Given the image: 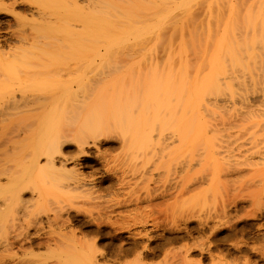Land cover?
I'll use <instances>...</instances> for the list:
<instances>
[{"label":"bare ground","instance_id":"obj_1","mask_svg":"<svg viewBox=\"0 0 264 264\" xmlns=\"http://www.w3.org/2000/svg\"><path fill=\"white\" fill-rule=\"evenodd\" d=\"M19 1H22V0H19ZM113 1L114 0L108 1V2H110L109 4L106 3L107 2L106 1L105 2L106 4H104V6L101 9H99L98 11L95 10L96 9V3L92 2V0L89 1L91 3H88L90 6V7H88V11L90 8H91V10L87 13L83 11L82 15L83 16L90 15L92 17L96 16V18L88 21L90 24V26L88 28H86L84 25L86 22V19L84 18V21H82L80 24L81 28L78 27L79 29H77V27H76V29H75L74 27L70 26L69 28H64L65 30L63 29V31L61 30L62 33L58 32L57 33L58 35H56V34L54 35V38L56 40H61V43L62 42L65 43V44L64 43L63 44L65 46H67L65 48H69V51L71 49H73L72 50L73 52L71 51L72 53L69 51L68 52L70 55L73 54V56L76 58V62H74L72 59L71 60L69 58L68 59L70 62L73 61L79 68L78 72H76L78 75L76 74L77 78H76L75 82H72L71 80L68 79V78H70V76L67 72V74L69 76V77L66 76V77H68L67 78L68 81L67 82L63 81V83H62L63 79L62 80L60 79L61 84H60V82H59V84H56L55 85L56 88L53 87V88H55V90H53V91H27L26 87L29 88V86L25 85L26 87L22 88L21 83L20 84L18 83L16 86V87L19 86L20 88L18 87L17 89H15L16 87H13V88H12V86L9 87L10 89H13L14 91L13 90L0 91V221L4 222V223L3 222H0V223H2L3 226L5 224V221L3 219H5L6 224H8V222H9L8 220H10L9 218L11 215L13 217L16 215L15 217L17 218V220H18L19 216L24 217V218H25V216H29L31 218V215H32V216L36 217L37 214H35V213H39L41 211L40 209H41L43 204H45V206H47L46 203H48V206H49V202L52 204L54 203V206L50 207L51 206L50 205L49 208L47 207L48 209H46L45 207L44 208L46 210H50L52 212L53 217L56 216V218H59V217L61 218L62 217L61 214H63L68 219L73 218L71 216L72 213L70 212V209H69V207L71 208V205L67 208L66 201H65V195H67V194L70 195L71 193H73L72 195H70L73 197V195L75 196L76 193H80V192L83 193V191L86 189L88 191V188L93 189V187H89V186H91V184H90L91 180L90 179L92 176L89 179V177H87V175H84L83 170L81 171L77 166L80 162V159L81 158H89V157L91 158L93 155L94 156L96 155L99 159L104 160V157L101 156V155H103V153L101 152V149H102L101 147L107 143V145H105V148L107 149L108 144H109L108 142L110 139V137L108 136L109 135L108 132L110 133L111 131H114L115 129H116L115 131L119 130L118 131L119 133H120V131L123 133V134L121 133L122 136L119 135L120 137H117L118 140L120 141V145L123 146L122 148H124L125 145L127 144V137L125 139V136L127 134L133 135L135 132L140 131V130H142V133L147 134V132H143V130H145L144 129L145 126H146L145 127L146 129L149 128L148 126H151L152 123L150 121H152V120L148 121L149 118L151 119L152 115H153L152 119H154L155 116L158 114L161 115V113H159L161 110L159 112H157V111L159 110L160 105L163 106V103L161 102V100H163L164 98L166 99V96H162L164 94L162 91H192L193 92V99L191 101L190 118H189V120L186 119L187 121L184 118L174 119L175 121L174 120L170 121V123H174V125L171 126L169 124V125H167L168 127H165V125H166L165 120L161 119L159 117V115H158V117L156 116L157 120L161 124L157 125V123H159V122L156 119H154L156 121V123L154 121H152V122H154L157 126H161V129H162L161 131H163V129L169 130V127L171 126L170 132H171V130L174 129L172 131V133L169 134L168 136H167V134L165 136H161V137L158 136L157 139L154 136H151V137H154L156 139V141L154 139V142L151 140L152 138L146 134H144V135L142 134L141 136H136L135 139H133L134 135L133 136L129 135L130 139H128V140L130 143L133 142V144H130L128 142V145H130V146L135 145V146H132V148H130V147L128 148L126 145L125 149L128 148V150H132L131 153L133 151H135V153H136V151L139 150V151H142V153H140L139 156H141V154L145 155L147 153L145 151H148L146 149L148 147H151L150 152L156 153V152L160 151V154H161L162 151H164V152L166 151L167 156L168 155L170 156V154L172 152L177 151V154L179 155L181 148H183V147L185 148V144L187 145L188 142L190 143L192 141L193 142V143L191 142L192 145L193 144L195 145V146L194 145L192 146L193 147L192 151H195L192 153L196 154V151H197V154H199V152H200V157L198 155V157H199L198 159H200L202 156L201 155L202 153L206 154V151H207L206 148L207 147L210 148L209 143H211V141L213 143V140H212L213 137L218 136V138L221 140L224 138L226 140V136L229 138H230V136L232 138H234L233 135H231V134H233L231 129L234 128L233 130H235V127H237L239 125L240 126H239L238 130L239 131L243 130V133L245 135L248 134V136H250L253 140L258 141L257 142L258 146L260 143H261L260 144L261 146L264 144V122L262 121V119L260 121H257L258 118H256V116H258L260 118L262 116H264V113L260 112V111H264V108H263L264 107V0H126V2H123V3L120 2V4L115 3ZM204 1L207 2V5L205 3H203ZM24 2H25V0H24ZM14 3H16V2L14 1ZM14 3H13V5H14ZM20 3H22V2H20ZM25 3H23V4H25ZM28 3H29V1H28ZM204 4L206 6V11L203 12L205 20L203 19V20L196 21V20H194L193 17H190V19H192V22H193V23L191 22V26L193 25V27L195 28L196 31L199 27L202 28L203 26H206L207 30L211 31L212 30L211 26L216 25L217 29H220V33H218L219 36L217 37L218 39H216V41H214V40L212 41L211 35H208L203 39V41H205L206 45H208L209 43H213L215 50L214 51L212 50L213 52H211V51L209 52L210 56H205L204 55L205 53H204L203 54L204 56L202 55L201 60H196L195 69L193 68L194 73H193V75H191L190 72L192 69L189 67V64L186 63V61H185L186 59L185 60L183 59L184 58L183 53H185V51H182V50H184V47H185V42H186L185 40L187 38H189L191 41H193L194 39L190 38V37H194V35L197 34L196 32H194V30H190V32L189 31L188 32H189V34L191 33L190 34L191 36H188L189 35L188 34L187 37H185V40L183 39L184 37L181 36L182 38H180V36H179L180 41H179V44L177 42V45H179V46L184 45V47H182V48L180 47L182 50H180V48H178L175 51V52H177V53H175L176 57L171 56V54L169 53V51H171L170 50L171 44H169V46L163 48L162 51L165 54L164 57H165L166 61L163 62V65L160 64V66L162 65V67H160L156 60H158V58L161 59V57L163 55L157 54L156 48L161 43V41L163 40V38L165 36L170 38L168 40H171V37H174L173 35H174V33H176L175 31L177 30V28L174 27L173 25L172 26L168 25V26L172 27L171 29L173 30L174 33H172V31L166 30L167 28L169 30H171L168 26L166 27L167 23L168 22L172 23L170 21H173V19H175L177 17L176 16L177 14L183 13L184 11L181 12L182 10H186V9L193 7L195 5V7L193 9V11H194L197 8H202L201 5H204ZM83 7H84V5H83ZM83 7H81V8L83 9ZM85 7L87 8V6H85ZM35 8L30 7L29 11L33 15L38 16V22H39V18H40V20H46V13L42 10L35 9ZM12 11H14V10H12ZM191 12H192V10H190V13ZM183 14H185V13H183ZM14 15H16V13ZM18 17L19 16H17V18ZM34 19L36 21V18H34ZM182 19H183V22L186 23V24H184L185 27H188L190 22L187 23L186 22L187 19L185 17H183ZM187 21H189V20H187ZM185 27H184V29H186ZM178 28L182 33V26H180V27L178 26ZM165 30H166V32L168 31L167 33L170 32L173 35L167 34L165 32ZM22 31H23V29H22ZM24 32L25 31H23L22 33L24 34ZM22 33L18 34V36L21 35ZM162 33H165L167 35H165V34L162 35ZM201 33L202 32H200V35H201ZM62 34H64V35H62ZM23 36H25V35H23ZM40 36L44 37L42 35H40ZM0 37H2L1 34H0ZM25 37H23V38H25ZM41 37H39V38L42 40L43 38H41ZM50 37H53V35H51ZM47 38H49V37H47ZM54 38L51 40L52 42H54L53 41ZM33 39H36V38H33ZM33 39L31 41V42H33V43H31V46H39L38 43L43 42V41L39 42L38 38L36 39L37 40L36 42ZM45 39L46 38L44 37L43 40H45ZM152 39H155L154 43L148 47H145L144 45H145L146 41L152 40ZM46 41H48V40L46 39ZM46 41H45V43H46ZM199 41L201 42V39H199ZM58 42H60V41H58ZM58 42H56V43H58ZM45 43L43 42L42 44L44 45ZM180 43H181V45H180ZM47 44H49V43H47ZM43 45H41V46H43ZM47 48H48V46H47ZM49 49H50V47H49ZM59 50H61V49H59ZM179 50H180V52H179ZM0 51H2V49H0ZM46 51L48 54L50 53L49 56H52L53 53L51 54V52H50L51 49H50V51L49 50H46ZM165 51H167L168 53ZM30 52H31V50H30ZM61 52H64V54H62V55L68 54L64 50H62ZM30 54H32V53H30ZM41 54H43V53H41ZM77 56L79 59H77ZM208 57L209 58L211 57V58L208 59ZM5 58H7V56H5ZM39 58H41V57H39ZM136 58L138 60H136ZM155 58H156V60H153ZM204 58H206L208 60L203 61ZM12 59L10 58L11 62H12ZM77 60H78V63H77ZM5 61L7 62L8 59H6ZM10 61H8L7 64H10ZM30 61H31V59H30ZM154 61H156V63ZM28 63H27V65L29 66ZM31 64H30V66H31ZM35 64H36V62H35ZM32 65H34V64H32ZM46 65H47V67H50V66H48V63ZM258 65L260 67L259 70L256 68V66L258 67ZM10 66L11 65H9V67ZM34 66H36V65H34ZM34 66H31V68H33ZM68 66L70 67V69L68 68ZM68 66H66V67L68 68L69 71L71 70V67H72V70H73V68L76 67L75 65H72V66L68 65ZM36 67L38 68V67H40V65L36 66ZM24 68H26V67H24ZM6 69H7V67H6ZM47 69L49 70V68H47ZM50 69H51V67H50ZM3 70L5 71V69H3ZM28 70H29V68H28ZM11 71H13V70H11ZM29 71L26 73L25 77H27L29 75ZM30 72H32V70ZM4 74H7L6 71L4 72ZM14 76L16 78L18 77V79L20 77V76H16V75H14ZM51 76H52V74H51ZM6 77H7V79H9V77L7 75L5 76V78ZM11 77L13 78V76H11ZM61 77H63V76H61ZM52 78H53V76H52ZM20 79L18 81H20ZM26 79H28V78H26ZM47 79H49V78H47ZM10 80H13V79H10ZM54 80L50 79L48 81L50 82V81H54ZM2 82L3 81L0 82V85ZM49 82H48V85L53 86L55 84L52 82H51L52 83L51 84ZM72 83L73 84L75 83L76 88H74V90H73ZM52 86H50V87H52ZM241 86L244 88V91L246 90V92H248V90L250 89V91L252 92V95H248L245 97V102L243 103L244 105H241L242 104V101H241L240 105H241V107L243 106V109L245 110V111L241 110L243 113H241V111H239V110L236 112V114L228 113L229 109L227 111H224L228 114H232V115H230V117H231L230 119H232L230 122L228 121L229 118H225V116L226 115L228 116V114L225 113L226 115L225 116L223 115L224 116L223 119L224 120L227 119L226 121L228 123H224L225 121L221 122L223 119L221 118V116L219 114L218 116H220V117H218V118L219 119L221 118L220 119L221 121H217L218 119L217 120L214 119V120H216L215 122H218L219 124L221 123L220 125L222 128H220L217 123L212 122V119H211V121L209 119V121H208L209 124H207V122H206L207 120L202 119L205 117L206 114H207L206 115L207 117H208V115H212V116L214 115L215 116V113H218L217 110H219L221 107H224L228 104L230 105L231 103L235 104V99L237 100V98H239L238 96L242 95L241 92L238 91L241 88ZM46 87H48V86H46ZM16 90H18V91H16ZM124 91H127V92L129 91L128 93L127 92L126 93L127 94L130 93L129 95H131V98H132L131 100L129 98L130 96L128 97L126 93L124 94ZM130 91L131 92L136 91V92L131 93ZM137 91L138 92L146 91L147 94L145 92L144 93L142 92L143 95H140L142 97H139V94H137L138 93ZM159 92H160V94L161 93H163V94L160 95L158 98ZM156 93H158V94H156ZM134 94L138 95V96H135ZM144 94L146 97L144 96ZM151 94H153V98H154V94H156L155 99H154L155 101H158L160 98L164 97L161 100H159L160 102L158 101V103H160L159 105L157 103H155L156 105L154 107H156V106L158 107V108L156 107L158 109V110L156 109V111H155V108L151 109L153 107L152 105L155 101H153V100L149 101L148 100V99H150ZM247 94H249V93H247ZM124 95H126L127 97H125ZM147 96H148V98H147ZM167 97H168V95H167ZM138 99L141 101L140 106L137 104ZM142 99L145 102H146V100H148V101L145 103ZM126 100L129 101L130 103L127 102ZM132 100H133V103L135 105H133L131 103ZM119 101H122V102L125 101V102L123 104V103H119ZM152 101H153V103H151ZM125 103H127V104H125ZM147 103H150L152 105H149ZM150 106H151V108H150ZM234 107H235V105H234ZM150 109L152 110L151 112L149 111ZM147 110H148V112H150V115H148L149 113L147 112ZM222 110H224V109H222ZM230 110H231V108H230ZM153 111H155V113ZM145 112H147V113H145ZM152 112H153V114H152ZM220 113H222V112H220ZM260 113H262V114H260ZM244 115H251V116L253 115L252 117H253V119H256V121L254 123L250 122L251 124H248L246 122V120H243ZM254 115H256L255 118H254ZM149 116H151V117H149ZM240 116L242 117L241 119H240ZM252 117H250V119ZM213 118H217V115ZM238 118H239L240 122L242 121V123L239 124V121L237 120ZM246 118L247 117L245 116V119ZM183 119L185 121V124H184ZM202 120L206 124H204ZM233 120H234V122H235V120L238 121V123L236 122L237 125H235L236 123H231ZM250 121H252V119ZM149 122H150V124H149ZM245 123H247V124L245 125ZM180 124L184 125L185 128H184V126H182V127L180 126L181 128H179ZM190 124H192V125H190ZM247 125H250L251 127L250 126L248 127ZM154 126L155 125H153V127ZM191 127H193V133L191 132L192 134L187 132V130H189V128H190L189 132L191 131ZM150 128H152V127H150ZM244 129L247 131H244ZM148 130H146V131H148ZM123 131L126 133V135ZM129 131L133 134L129 133ZM106 132L108 135H106ZM114 132H111V134L112 133L114 134ZM163 132L165 134L166 131H163ZM161 134H163V133H161ZM190 134H191V136H188ZM221 134H222V137H221ZM149 135H150V133H149ZM158 135H160V134H158ZM245 137H247V136H245ZM119 138H121V139H119ZM187 138H189V141L187 140ZM232 138H230V139H232ZM219 139H217V140H219ZM235 139H237V137ZM118 140H116V141H118ZM130 140H132V141H130ZM208 140H210V142H208ZM230 141H232V140H230ZM236 141H238V139ZM28 142H30V143H28ZM204 142H208V144L205 143L206 145H204V147H203ZM222 142L225 143L224 141H222ZM233 142H230L229 144L227 143L228 146L231 145ZM212 143H211V146L213 147ZM223 143H221V144L222 145L226 144V143L225 144H223ZM152 144H154V145L151 146ZM219 144H220V140L215 145H219ZM241 144H243V143H241ZM198 145H201V148L203 147L202 148L203 150H201V148H199L200 146H198ZM215 145L213 147V150H211L212 153L214 151V148L216 147ZM188 146H190V144ZM196 146H198L199 149L197 148L195 150L194 148ZM219 146H221V145H219ZM228 146H225V147H228ZM255 146L259 150H262V149L264 150V148H263L264 145L262 146V149L260 148L261 146H259V148L257 147V145H255ZM69 147L74 148V151H75L74 154H70V152L69 153L66 152V149ZM223 147L224 146H222V148ZM178 148H180V149H178ZM231 148H230V150H231ZM93 149H94V151H93ZM117 149H119V151L121 150V148H117ZM176 149H178V150H176ZM183 149H182V151H183ZM225 149L227 150V152L230 151L229 148H225ZM225 149L223 150V152L225 151ZM121 151L123 153V150H121ZM126 151H127V149H126ZM217 151L218 150L216 147V152ZM100 152L102 154H100ZM259 152H261V151H259ZM108 153H111V152H108ZM127 153H129V152H126V155H127ZM208 153H210V151L207 152V155H208ZM212 153H211V155H212ZM219 153H220V151L218 152V154ZM132 154H134V153H132ZM166 154L164 153L165 156H166ZM214 154H216V153H214ZM134 155H136V154H134ZM150 155L152 156V154H150ZM99 156H101V157H99ZM114 156H116V155H114ZM114 156H112V157H114ZM160 156L162 157L163 154ZM182 156H183V153H182ZM194 156L195 155H193L192 157L194 158ZM123 157L124 156H122L121 158H123ZM166 157H165V160L167 159ZM185 157H186V155H185ZM192 157H189V159ZM261 157H263V155ZM106 158H107V160H106ZM169 158L170 157H168V159ZM211 158H214V155H212ZM116 159H118V158L116 157ZM156 159H158V158H156ZM124 160H125V158H124ZM151 160H153V159H151ZM179 160H178V162H179ZM261 160L264 161V159H262V158H261ZM108 161H109L108 157H105V160L103 161V163L105 162V164H103L105 171H103V172H107L108 170H106V169L107 168L109 169V167L107 166V164L109 163ZM114 162H115V158H114ZM128 162H130V161H127V163ZM180 162H179V164H180ZM80 163L82 164V162H80ZM120 163H122V162H119V164ZM127 163L126 164L124 163V165H128ZM252 163H253V161H252ZM174 164H175V161H174ZM182 164H183V162H182ZM120 166H123V164ZM180 166H181V164H180ZM263 167H261V168H263ZM122 168H124V167H122ZM127 168H128V166H127ZM261 168H260V170H261ZM90 171H92V170H90ZM261 171H263V169ZM98 172H99V170H98ZM89 174H92V173H89ZM119 177H121V175ZM122 177H126V176H122ZM263 177H264V175H263ZM106 180H107V178H106ZM128 180H129V178H128ZM262 180L264 181V178ZM123 181H127V180H123ZM201 181H199V182L201 183ZM128 182H130V181H128ZM102 183H101V185L103 186ZM106 183H107V186H109V188L114 184L111 177L108 178ZM122 183H120V185ZM196 183H197V185H199L198 182H196ZM193 184H194V182H193ZM123 186H125V185H123ZM194 188H196V187H194ZM170 189H172V188H170ZM180 190H181V188H180ZM84 193H86V192H84ZM111 193H113V192H111ZM122 194H124V193H121V195ZM128 194L130 195V193H128ZM171 194H175V193H171ZM176 194H178V193H176ZM79 195H81V194H79ZM83 195H86V194H83ZM88 195L89 194L87 192L86 196H88ZM113 195H115V194H113ZM132 196H133V194L131 195L130 198L134 197V196L133 197ZM113 197H112V199H113ZM173 197H174V195H173ZM66 198H68V197H66ZM137 198L139 199V197H137ZM137 198L135 196V198L133 200L136 201ZM82 199H83V197H82ZM125 199L127 200L128 198H125ZM175 199H177V198L175 197ZM66 200H69V198ZM70 201H71V199H70ZM72 201H75V200H72ZM78 201H79V199H78ZM71 202L68 201V204L69 203L71 204ZM73 204H75V203H73ZM78 204H79V202H78ZM111 204H112V202H111ZM119 204H121V203H119ZM122 204H123V202H122ZM136 204H137V202H136ZM121 205H118V207ZM37 206H38V208H37ZM55 206H56V208H55ZM106 207H108V206H106ZM114 207L116 208V206H114ZM75 208L78 209L77 211L81 210L78 207H75ZM75 208H73V209H75ZM112 208H113V205H112ZM135 208H137V207H135ZM109 210L110 209H108V211ZM33 211L34 212L37 211V212H35L33 214ZM43 211H44V209L42 207V211L38 214V216L41 213H43ZM50 211H48L47 213L46 212L43 213L44 216H40L39 218H31V219L28 218L29 220H27L26 218L25 219L19 218V220L21 221V223L23 222V220L25 223V220H26L27 223L30 224V223H32V222H29L30 220L31 221L33 220V222H34L35 221L34 219H36V221H38L40 224L37 223L36 221L35 222L37 224H39V226L43 227L41 225L42 223L46 224V222L49 223L51 220L54 221L56 219V218L54 219L53 217H51L52 216L51 214H48V213H50ZM20 212H22V214L24 216L21 214L19 215ZM105 212H106V210H105ZM118 212H120V214L122 215L121 211L118 210ZM76 213H79V212H76ZM103 215L105 216V214H103ZM13 217H12V222L10 221L11 222L10 224H12V223L15 224L16 220H14ZM106 217H107V215H106ZM7 218H8V220H7ZM51 218H53V219H51ZM66 218L64 221L67 220ZM113 219H112V221H113ZM141 219L144 220L143 218H141ZM145 221H146V218H145ZM16 222H18V224H20L19 221H16ZM35 222H34V224H35ZM67 222L68 221H66L65 224ZM158 222L161 223L162 221H158ZM24 223H23V225L22 224L21 225H18V224L14 225L13 224L14 226L12 227V229L18 225L17 229L20 230L21 228L19 226H22V228H23ZM150 223H151V221H150ZM49 224L51 225V222ZM58 224H60V223H58ZM25 225H27V224L25 223ZM30 225L33 226L32 224H30ZM88 225H90V224H88ZM8 226H10V225H8ZM8 226L6 225L7 228H9ZM41 227H40V229L42 231ZM128 228H130V227H128ZM9 229H11V227ZM17 229L15 230V232L17 231ZM25 229H28V228H25ZM59 229H61V228H59ZM3 230L1 229L0 232L2 233ZM36 230H37V227H36ZM39 230L37 231L38 232L37 234H39ZM48 230H49V228H48ZM51 230H52V228H51ZM99 230H97V231L99 232ZM6 231H8V230H6ZM18 232L20 233V231H17L16 233H18ZM48 232H46V233H48ZM50 232L48 233L49 235L51 234ZM54 232L56 233L57 230L56 231L54 230ZM6 233L7 232L2 233V234L5 235ZM19 233L17 235L15 234V236L11 235V237L13 236L16 238L18 236L16 242L19 241L20 240L19 238L20 237L22 238L24 235L26 237L28 236V234H27L28 230H27V233L25 231V233L27 235L26 234L22 235L24 232L21 234H19ZM55 233H53V235ZM30 234H32V233H30ZM65 234H67V233H65ZM19 235H20V237H19ZM145 235H146V233H145ZM67 236L68 235H66V237ZM139 236H141V235H139ZM174 236L177 237L176 235H174ZM49 237L50 236H47V238H49ZM59 237L60 236L58 235L57 236L58 240L56 238H55L56 239L55 240L53 237L52 238L54 240L53 239H47L46 240L47 247L50 246V243L52 244L54 242V244H53L54 247H52L54 250L56 247H58V244H57L58 241L61 243L62 247L66 244L65 247L66 246L67 247L65 248V250H63V253L66 254L65 255L66 257L68 254V256L71 259L75 256L73 260L74 261L76 260V262H73L71 260L72 263H74V264H97V263H99L98 257H101V260H103V262L107 261V260H111V258L109 259V257H107L108 253L103 254L104 252L101 249L100 250L102 251V254L100 252L99 253L100 255L98 257H95L94 254L97 253L96 251L98 249H97V247L96 248L92 247L93 249H95V252H94V250L92 251L91 247L88 248L91 243L89 245L87 244L88 247L84 246L85 248H87L86 250H85V248L81 249V247L78 250L75 245L77 243H81L84 240L83 238H82V241L79 238L80 242L79 241L76 242L77 237L74 236L76 238V239H74L73 236L70 235L69 239H68V237L66 238V240H69L68 242L67 241L62 242L61 240H63V239L61 238V240H60ZM144 237H146V236H144ZM172 237L169 238L171 241H172ZM4 238H7V236ZM43 238H45V237H43ZM3 239H1V240L3 241ZM28 239H29V237H28ZM51 240L53 242H51ZM70 240L71 241L75 240L74 241V242H76V243H74L75 245L73 243H71ZM2 241H0V242H2ZM10 241H11V239H10ZM3 242H5V240ZM6 243H8V242H6ZM6 243H5V245H3V247L6 246ZM20 243L22 244L24 242H20ZM11 244H12V242L10 243V245L7 244V246H12ZM82 244H80V245L82 246ZM169 244H170V242H169ZM39 247H41V246H39ZM18 248H19V246H18ZM63 248H61V249H63ZM129 248L130 247H125L126 250H129ZM184 248H186V247H184ZM255 248H254V251H255ZM263 248H261V249H263ZM7 249L8 248H5L4 250H7ZM102 249H103V247H102ZM257 249L258 248H256V250ZM4 250H2V251H4ZM123 250H124V248H123ZM258 250H260V249H258ZM258 250H257V253L260 254L258 252ZM69 252L73 253L72 256L69 255L70 254ZM177 252H180V251H176V253ZM181 252H182V250H181ZM261 252H263V251L261 250ZM2 253H5V252H2ZM13 253H15V252H13ZM172 253L173 252H171V257H174L172 255ZM7 254H5V255H7ZM9 254L11 255L12 252ZM122 254L124 255V253H122ZM125 254H127V253H125ZM141 254H143V253H141ZM169 254H170V252H169ZM184 254H186V253H184ZM187 254H188V252H187ZM263 254H264V252L261 253V255H263ZM56 255H58V254H56ZM108 255L111 256L112 254L110 255V253H109ZM176 255H175V257H177L179 254L177 256ZM180 255H182V254H180ZM35 256H37V255H35ZM210 256H212V258H213V255H210ZM55 257L57 258V256H55ZM59 257L62 258L61 255H59ZM178 257H181V256H178ZM122 258H124V257L122 256ZM245 258L247 259V257H245ZM136 259H137V257H136ZM209 259H211V257ZM172 260H173V258H172ZM182 260H183V258H182ZM249 260H245V261L243 260V261L247 264H250L247 262ZM4 261H6V260H4ZM57 261H58V259H56V262ZM125 261L128 262L127 260H125ZM132 261H134L136 263L142 262L141 264L144 263V261L140 262L138 260L139 261L138 262L135 259L134 260L132 259ZM177 261H178V259L176 260V262ZM185 261L187 262V260H185ZM213 261H216V260H213ZM0 262H1L0 264H2L3 259ZM58 262L55 264H58ZM107 262H109V261H107ZM129 262H128V264H129ZM210 262H212V261H210ZM234 262L235 263L225 262V261L224 262H221V261L218 262L217 261L216 263H213V264H238L237 260ZM244 262H242V263H244ZM30 263L31 262H29V264ZM52 263H49V264H52ZM113 263L115 264V262H113ZM131 264H133V262ZM166 264H168V263H166ZM209 264H212V263H209Z\"/></svg>","mask_w":264,"mask_h":264},{"label":"rangeland","instance_id":"obj_2","mask_svg":"<svg viewBox=\"0 0 264 264\" xmlns=\"http://www.w3.org/2000/svg\"><path fill=\"white\" fill-rule=\"evenodd\" d=\"M14 1L16 3H14ZM26 1L27 0H25V2ZM28 1L30 4L28 3ZM28 1L25 3L24 0H22V1H19V0H17V1L16 0H0V17H1L0 18V34L2 36V37H0V49H2V51H3V52L0 51V80L3 81L0 85V91L13 90V89H10L9 87H11V86H12V88L16 87L18 83L19 84L21 83L22 88H25L26 87L25 85L29 86L30 89L26 87L27 91H53L56 88L55 87L56 84H59V82L61 84L60 79L61 80L63 79L62 83H63V81L67 82L68 81L67 78L69 76H70V78H68V79L71 80L72 82H75L77 75H78L76 72H78L79 68L74 63V62H76V58L73 56V54H71V55L69 54V52H71L73 49L70 48L71 50L69 51V48H65V47H67L64 45L65 43L64 42L61 43V40H56L54 38V35L55 34L58 35L57 34L58 32L62 33L64 28H69L70 26L74 27L75 29H76V27H77V29L81 28L80 24L82 21H84V18L86 19V22L84 25L86 28H88L90 26L88 21L96 18V16L92 17L90 15H85V16L82 15L83 11L87 13L91 10V8H90L88 11V7H90L88 3H91V2H89L91 0H28ZM108 1H110V0H92V2L96 3V9L95 10H97V11L99 9H101L104 6V4H106V3L109 4L110 2H108ZM20 2H22V3H20ZM113 2L120 4V2L123 3V2H126V0H114ZM13 3H14V5H13ZM23 3H25V4H23ZM203 3H205L207 5V2L204 1ZM82 4L84 5V7ZM205 4L201 5L202 8H197L194 11H193V9H194L195 5L193 7L186 9V10H182L181 12L184 11L183 13H185V14L179 13L176 15L177 17L175 19H173L174 22L170 21L173 24L169 23V22H168L169 24L167 23L166 27L168 25L169 26L173 25L174 27L177 28V30L175 31L176 33H174L173 30L171 29L172 27L168 26L171 30H169L168 28L166 29L168 31H172V33H174V35L170 32L167 33L168 31L166 32V30H165V32L167 34H169V35L172 34L174 37H171V40H168L170 38L167 36H165L164 38L162 37L163 40L157 46V48H156L157 54L163 55V56L161 57V59L158 58L159 61L156 60V58L153 60H156L157 63L159 64V66H160V64L163 65V62L166 61L165 57H164L165 54L162 51L163 48L167 47V46H169V44H171V48H170L171 51H169V53L171 54V56L176 57L175 53H177V52H175V51L180 47L181 48L184 47L183 44H182L183 46L177 45V42L179 44L180 38H182V37H184L183 39L185 40V37H187L190 30H194V32H196L197 34L195 33L196 35H194V37H190V38L194 39L193 41H191L189 38H187L185 40L187 43L185 42L184 50H182L181 48H180V50L185 51V53H183L184 58L183 57L182 58L184 60L186 59L185 60L186 63L189 64V67L192 69L190 72L191 75H193V73H194L196 60H201L202 55L204 53H205L204 54L205 56H210L209 52L210 51L213 52L215 50L213 43H209L208 45H206V43H205V41H203V39L206 36L211 35L212 36L211 40L216 41V39H218L217 37L219 36L218 33H220V29H217L216 25H212L211 31H208L206 26H203L202 28L199 27L196 31L195 28L193 27V25L191 26L192 19H190V17H193L194 20H196V21L204 19V13L203 12L206 11ZM85 6H87V8ZM28 7L29 8L30 7H32V8L36 7L35 9H39V10L44 11L46 13V20H40V18H39V22H40L39 23L38 22V16L33 15L29 11ZM81 7H83V9ZM12 10H14V11H12ZM190 10H192L191 13H190ZM14 12L16 13L17 16H19L18 18L16 15H14L15 14ZM181 17L182 18L185 17L187 20H189V21L186 20L187 23L190 22L188 27H185L184 24H186V23L183 22V19ZM34 18H36V21ZM178 26L179 27L182 26V33L183 34L179 30ZM184 27L186 29H184ZM22 29L26 33L24 32V34H23ZM19 32L22 34L18 36V34H20ZM200 32H202L201 35H200ZM164 34L165 33H162V35H164ZM167 34H165V35H167ZM190 34L188 36H191ZM23 35H25L26 37ZM40 35L44 36L48 41H46V39L43 40L44 37H41ZM51 35H53V37H50ZM62 35H64V34H62ZM179 36H180V38H179ZM23 37H25V38H23ZM39 37H41L43 39L41 40ZM47 37H49L50 39ZM33 38H36V39L38 38L39 42L43 41L45 43V41H46V43L43 45L42 44L43 42H41V43L37 42L39 46H31V43H33L31 41ZM53 38H54V40H53L54 42L51 41ZM36 39H33V40H35V42H36L37 41ZM199 39H201V42L199 41ZM58 41H60V42H58ZM154 41H155V39L148 40V41H146L144 46L148 47V46L152 45L154 43ZM56 42H58V43H56ZM47 43H49V44H47ZM41 45H43V46H41ZM180 45H181V43H180ZM47 46H48V48H47ZM49 47H50L51 51H50ZM59 49H61V50H59ZM30 50H31V52H30ZM46 50H49L51 52V54L53 53L52 56H49L50 53L48 54ZM62 50H64L68 54L62 55V54H64V52H61ZM180 50H179V52H180ZM165 52H167V51H165ZM30 53H32V54L34 53V54L32 55ZM41 53H43V54H41ZM5 56H7V58H5ZM39 57H41V58H39ZM10 58L11 59L13 58L12 62L10 61ZM29 58L31 59V61ZM68 58L70 60L72 59L74 62L73 61L70 62ZM210 58L208 57V59H210ZM6 59H8V61H10V64H7L8 61L6 62L5 61ZM77 59H79L78 56H77ZM208 59L204 58L203 61H206ZM136 60H138V59L136 58ZM156 61H154V62L156 63ZM35 62H36V64H35ZM27 63L29 64V66L27 65ZM31 63L36 65V66L40 65V67L37 68L36 66L32 65ZM47 63H48V66L51 67V69H50V67H47V65H46ZM77 63H78V60H77ZM30 64H31V66H34V67L31 68ZM9 65H11V66L9 67ZM68 65H71V66L75 65L77 68L74 66L75 68H73V70H72V67H71V70L69 71L68 68L70 69V67ZM162 65L160 67H162ZM259 65H258V67L256 66V68L258 70L260 68ZM66 66H68V68ZM6 67H7V69H6ZM24 67H26V68H24ZM28 68L30 71L32 70V72H30L28 70ZM47 68H49V70ZM3 69H5L7 74H4L5 71ZM11 70H13V71H11ZM28 71H29V75L27 77H25L26 73ZM67 72H68L69 76H68ZM51 74H52L53 78H52ZM6 75L9 77V79H7V77L5 78ZM14 75L20 76L19 77V79L21 78L20 81H18L19 80L18 77L16 78ZM11 76H13V78ZM61 76H63V77H61ZM64 76L65 77L68 76V77L65 78ZM26 78H28V79H26ZM47 78H49V79H47ZM10 79H13V80H10ZM50 79L51 80L55 79L54 80L55 82L54 81L49 82L48 80H50ZM48 82L49 83L52 82L55 84L53 86L48 85ZM44 84L48 87H46ZM72 85H73V90H74V88H76L75 83L74 84L72 83ZM50 86H52V87H50ZM18 87H16L15 89H17ZM53 87H55V88H53ZM16 91H18V90H16ZM238 91H240L242 95L238 96L239 98H237V100L235 99V104L231 103L230 105L228 104V105L224 106L225 108L221 107L220 109L218 108L219 110L216 109L218 113H215V116L217 115V118H213V117H215L214 115L213 116L208 115V117H207L206 116L207 114H206L205 117L202 119L207 120L206 122H207V124H209L208 123L209 119H210V121L212 119V122H215L217 119H218L217 121H221L220 119L221 118L223 119L224 116L228 113L236 114V112L238 110L239 111L244 110L243 106L241 107V105H244L243 103L245 102V97L248 95H252V92L250 91V89L248 90V92H246V90L244 91V88L242 86ZM126 92L127 91H124V94ZM133 92H136V91H132L131 93H133ZM142 92L143 93L145 92L147 94L146 91H140L137 93V94H139V97H142V96H140V95H143ZM162 92L164 94L163 93L160 94V92H159L158 98L160 95L163 94L162 96H166V99L164 97H162V98H164L163 100H161L162 98L159 99L163 103V106L160 105L161 108L159 107V110L157 109L158 108L157 106H156L157 108L154 107L156 105L155 103H157L158 105L160 104V103H158L159 100L158 101L154 100L155 95L158 93L154 94V98H153V94H151L150 99H148L149 101L150 100L155 101L154 103H153V101L151 102V103H153V105L150 103H147V104L152 105L153 107L151 108V106H150V108L151 109L155 108V111L157 109L158 110L157 112H159L161 110L159 112V113H161V115L160 114H158V115L161 119L165 120V123H166L165 127H168L167 125H169V124L171 126L174 125V123H170V121H172L174 119L184 118L185 120L186 119L189 120L191 101L193 99V92L192 91H162ZM247 93H249V94H247ZM129 94H127V96L128 97L130 96L129 98L131 100L132 98H131V95H129ZM167 95H168V97H167ZM124 96L127 97L126 95H124ZM135 96H138V95H135ZM144 96H145V94H144ZM147 98H148V96H147ZM148 100H146V102ZM241 101H242V104H241ZM124 102L125 101H123V102L119 101V103H123V104H124ZM127 102H129V101H127ZM131 103L133 105H135L133 103V100L131 101ZM125 104H127V103H125ZM137 104L139 106L141 104V101L139 99H138ZM234 105H235V107H234ZM230 108H231V110H230ZM151 109L149 110L150 112L152 111ZM222 109H224V110H222ZM227 110H228V113L224 112ZM155 111H153V112L155 113ZM147 112H148V110H147ZM147 112H145V113H147ZM150 112H148L149 113L148 115H150ZM153 112H152V114H153ZM220 112H222V113H220ZM260 112L264 113V111H260ZM241 113H243V112L241 111ZM262 113H260V114H262ZM219 114L221 116L220 119L218 118V117H220V116H218ZM232 114H228V116L227 115L225 116V118H229L228 119L229 122L232 120V119H230L231 118L230 115H232ZM158 115H156V116L158 117ZM256 115H254V118ZM156 116L154 119L157 120ZM245 116L247 117L246 119H245ZM252 116L251 115H244L243 120H246V122L248 124L254 123L256 121V119H253ZM149 117H151V116H149ZM250 117H252L251 118L252 121H250L251 120ZM263 117L264 116H262L260 118V117L256 116V118H258L257 121H260L262 119V121L264 122ZM152 118H153V115H152ZM152 118L151 119L149 118L148 121L152 120L156 123V121ZM241 118L242 117L240 116V119ZM184 119H183V121H184ZM214 119H216V120H214ZM226 120L223 119L221 122L225 121L224 123H228ZM237 120L239 121V124L242 123V121L240 122L239 118ZM237 120H235V122L233 120L231 123H236V122L238 123ZM152 121H150L152 123L151 126H148L149 130L145 128L146 126L144 127L145 130H143V132H147V134L142 133V130L137 131L134 134L129 131V133L134 135L133 136L130 134L126 135V133L123 131L126 135L125 139L127 137V144L126 143L125 144L127 145L128 148L129 147L132 148V146H135V145H132V146L128 145V142H129L128 139H130L129 138L130 136H133L134 137L133 139H135L136 136H141L142 134L143 135L146 134L150 137L154 136L157 139L158 136L161 137V136H165L166 134L168 136L174 130L173 129L170 132V127H171L170 126L169 130L163 129V131H166L164 134V132L161 131L162 130L161 126H157L158 124H161V123L157 120L159 123H157V125H156ZM150 122H149V124H150ZM203 123H204V121H203ZM215 123H217L219 125V127L222 128L220 125L221 123L220 124L218 122H215ZM237 123L235 125H237ZM247 123H245V125ZM184 124H185V121H184ZM204 124H206V123H204ZM153 125H155L156 127L155 126L153 127ZM190 125H192V124H190ZM180 126L182 127L184 125L180 124L179 128H181ZM239 126L235 127V130H233L234 128L231 129L233 132V134H231V135H233V137H234V138H232L230 136V138H232V139H230L227 136H226V140H225V138L221 140L218 138V136L213 137L212 138L213 143L211 141V143L213 144V147L215 144L218 143L219 140H220L219 145H221V146L215 145L217 147L218 151L216 152V147H215L214 151L212 153L211 150H213V147L211 146V143H209L210 148H208L206 146L207 147L206 148V150H207L206 154L205 153L201 154L202 156L200 159L202 161L200 159H198L200 157V152H199V154H197V151H196L197 155L192 153V152H195V151H192L193 150L192 146L194 145V144L192 145V143H193L192 141H191L192 143L188 142L187 145L185 144V148L183 147L184 149L181 148L179 155L177 154V151L172 152L170 154V156L169 155L167 156L166 151L165 152L162 151L161 154H160V151H158L156 153L150 152L151 147H148L146 149L148 151H145L148 154L147 153L145 155L141 154V156H139L140 153H142V151L138 150V151H136V153H135V151H133L132 153L136 154V155H134L131 153L132 150H128V148H126L127 149V151H126V149H125L126 145L124 148H122L123 146L120 145V141L117 138V137L122 136L123 133L121 131L119 133L118 132L119 130L115 131L116 129L114 128L115 132L111 131V132H114V134L112 133L114 136L111 134V132L110 133L108 132L109 135L106 132V135H108L111 140L109 139L108 147L106 146L107 149L105 148V145H107V143L101 147L102 148L101 152L103 153V155H101V156L104 157V160H105V157H108L109 163L107 164V166L109 167V169L108 168L106 169L108 171L103 172V171H105L104 170L105 168L103 165V164H105V162L103 163L104 160L99 159L96 155L95 156L93 155L91 158L90 157L89 158H81L80 162H82V164L79 162V164L77 166L81 171L83 170L84 175H87V177H89V179L92 176L90 179L91 180L90 181L91 186H89V187H93V189L88 188V191L86 189L83 191V193L82 192L76 193V194L74 193L75 196L73 195V197L70 196L73 193H71L70 195L69 194L65 195V201H66L67 208L71 205V208L72 207L73 208L78 207L81 210L77 211L78 210L77 208H75L76 209L75 210V209H73V208L71 209L69 207L70 212L73 214V215L71 214V216L73 218L68 219L63 214H61V216H62L61 218L59 216H58L59 218H56V216L53 217L52 212L50 210H46L49 208L50 205H51L50 207L54 206V203L52 204L49 202V206H48V203H46L47 206H45V204H43L42 207H43L44 211L46 210L45 211L46 213L48 211H50V213H48V214H51L52 215L51 217H53L54 219L56 218L55 219L56 221L51 220L50 221L51 225L49 224L50 222L49 223L46 222V224L42 223L41 225L43 227H41V226H39L40 223L38 221H36V219H34L39 224H37L35 221H34L35 222V224H34L33 220L32 221L30 220L29 222H32L30 224L33 225V226H31L30 224L27 223L26 220H25V223L27 225H25L24 220L22 223L19 220V218L20 219L24 218V217L19 216L20 214L23 215L22 212L19 213L18 220L15 217L16 215L14 216L15 218L11 215L14 220L20 222V224H18V222L15 221V224H18V225L22 224L23 225V223H24L23 228H22V226H19L21 228L20 230L17 229L18 225L16 227H14L15 229L14 228L12 229V227L15 224L14 223L10 224L12 222V217L10 215H9L10 220H8V218H7V220L9 221V222L7 221L8 224H6V220L3 219L7 226L10 225L8 227L9 228L11 227V229L7 228L5 224L3 226L2 223H0L2 225V226L0 225L2 227V228L0 227V230L4 229L2 231V233L7 232L5 235H3L0 232L2 234V235L0 234V241H2L1 239H3L4 237L7 236V238L3 239V241L5 240V242H3V241L0 242V259L1 258L3 259L2 264H6V263L7 264H13V263L14 264H18V263L19 264H27V263L29 264V262H31L30 264H47V263L49 264L52 262L55 264L58 261H59L58 264H67V263L68 264H74V263H72V261L76 262V260L75 261L73 260L75 256L71 259L68 256V254L66 257L65 256L66 254L63 253V250H65V248L67 247V246L65 247V245H66L65 243H64L65 245L63 246L64 247L63 248L61 246V243L58 241L57 242L58 247L55 246L56 248L53 250L52 247H54V245H53L54 242L51 240V242H53V243L52 244L50 243V246L47 247L46 240L47 239H53V238L54 239L56 238L58 240V238H57L58 235L60 236L59 237L60 240H61V238L63 239V240H61L62 242H65V241L68 242L69 240H66V238L68 237V239H69L70 235H72L74 239H76L74 236L77 237L76 242L79 241V238L82 241V238H83L84 240L81 243H77L76 245L74 244V243H76V242H74L75 240L74 241L70 240V241H71V243H73L76 246V248L78 250L80 249V247H81V249L88 247V245L91 243L88 248L91 247L92 251L94 250V252H95V249H93L94 247L95 248L97 247V249H98V250L96 249L97 253L94 254L95 257H98L100 255L99 254L100 252L102 254V251L104 252L103 254H107V253L108 254L110 253V255L112 254L111 256H109L107 254V257H109V259L111 258V260H107L109 262H107V261L103 262V260H101V257H98L99 263H97V264H101L102 262H103L102 264H114L113 262H115V264H128L129 261H130L129 264H131L132 262H133V264H141L142 263L141 261H144L145 264H166V263L174 264L177 259L179 261V262L178 261L176 262L177 264H179V263L180 264H182V263L183 264H186V263L187 264H209V263L213 264V263H216L217 261L218 262H220V261L224 262L225 261V262L235 263L234 261H236V260H237L238 264H247L244 261L249 260V259L250 260L247 262L250 264H264V254L261 255V253L264 252V248H263L264 247V181L262 180L264 178L263 177V175H264V172H263L264 171V167H263L264 161L261 160V158L264 159L263 158L264 157V154H263L264 150L262 149V146L264 144L262 146L260 145L261 143L259 144V146H261L260 148L262 150L257 149L255 145H257V147L259 148L258 143H257L258 141L253 140L250 136H248L247 133H246L247 135H245L243 133V130L239 131L238 130ZM247 126L249 127L250 125H247ZM150 127H152V128H150ZM184 128H185V126H184ZM146 130H148L149 132ZM189 130H190V128H189ZM189 130H187L188 133H191V132L193 133V127H191L190 132H189ZM244 131H247V130L244 129ZM149 133H150V135H149ZM161 133H163L164 135ZM158 134H160V135H158ZM191 134L188 136H191ZM245 136H247V137H245ZM154 137H151L152 138L151 140L153 142L155 139ZM221 137H222V134H221ZM236 137H237L238 141H236L237 140V139H235ZM121 138H119V139H121ZM189 138H187L188 141H189ZM216 138L219 140H217ZM156 139H155V141H156ZM116 140H118V141H116ZM230 140H232V141H230ZM130 141H132V140H130ZM222 141H224L226 144L223 143ZM229 141L230 142L234 141V142L228 146V144L230 143ZM208 142H210V140H208ZM208 142H204L203 147H204V145L208 144ZM28 143H30V142H28ZM221 143H223L225 145H222ZM241 143H243V144H241ZM130 144H133V142H131ZM189 144L191 147L188 146ZM153 145L154 144H152L151 146H153ZM198 146H200L199 148H201V145H198ZM198 146H196L194 149L196 150L198 148ZM222 146H224V147L228 146L225 148H229V150L231 147L232 148L229 152H227V150L223 147L226 151V152L225 151L223 152L224 149L222 148ZM117 148H121V150H123V153L125 151L129 152V153H127V155H126V152L123 154L122 151L121 150L119 151V149H117ZM202 148H201V150H203ZM178 149H180V148H178ZM178 149H176V150H178ZM182 149H183V151H182ZM208 150L210 151V153H208L209 156L207 155V152H209ZM93 151H94V149H93ZM107 151L111 152V153H108ZM219 151H220V153L218 154ZM259 151H261V152H259ZM66 152L67 153L70 152V154H74L75 151H74L73 147H69L66 149ZM101 152H100V154H102ZM163 152L166 154L167 157L164 155ZM182 153H183V156H182ZM211 153H212V155H214V158H211V156H212ZM214 153H216V154H214ZM150 154H152V156ZM162 154H163V156H162L163 158L160 156ZM114 155H116V156H114ZM185 155H186V157H185ZM193 155H195L194 156L195 159L192 157ZM198 155H199V157H198ZM262 155H263V157H261ZM101 156H99V157H101ZM112 156H114V157H112ZM122 156H124V157L121 158ZM116 157L118 159H116ZM165 157L167 158L166 160H165ZM168 157H170V158L168 159ZM189 157H192L193 159L192 158L189 159ZM114 158H115V162H114ZM124 158H125V160L126 159L127 160L125 161ZM156 158H158V159H156ZM176 158L178 160L180 159L179 162L181 161L180 162L181 166H180V164ZM151 159H153V160H151ZM106 160H107V158H106ZM127 161H130V162L127 163ZM174 161H175V164H174ZM252 161H253V163H252ZM119 162H122V163L119 164ZM123 162L125 164L127 163L128 165H124ZM182 162H183V164H182ZM122 164H123V166H120ZM127 166H128V168H127ZM122 167H124V168H122ZM261 167H263V168H261ZM260 168H261V170L263 169V171H261ZM94 169L95 170L97 169L96 170L97 172ZM90 170H92V171H90ZM98 170H99V172H98ZM89 173H92V174H89ZM119 174L121 175V177L122 176H126V177L121 178V177H119L120 176ZM110 177H111L114 184L109 188V186H107L106 181ZM106 178H107V180H106ZM128 178H129V180H128ZM119 180L120 181L122 180V181L120 182ZM123 180H127V181H123ZM128 181H130V182H128ZM199 181H201V183ZM100 182L103 184V186L101 185ZM193 182H194V184H193ZM196 182H198L199 185H197ZM120 183H122L125 186H123L122 184L120 185ZM194 187H196V188H194ZM170 188H172V189H170ZM180 188H181V190H180ZM84 192H86V193H84ZM87 192L89 194L88 196H86ZM111 192H113V193H111ZM121 193H124V194L121 195ZM128 193H130V195ZM169 193L170 194L175 193V194L170 195ZM176 193H178V194H176ZM79 194H81V195H79ZM83 194H86V195H83ZM109 194L110 195L112 194V195L110 196ZM113 194H115V195H113ZM132 194L134 197L132 196L133 198H130ZM173 195H174V197H173ZM135 196H136V198L139 197V199L137 198L136 201L133 200L135 198ZM66 197H68L69 200H66V199H68ZM82 197H83V199H82ZM112 197H113V199H112ZM175 197L177 199H175ZM77 198L79 199V201ZM125 198H128V199L126 200ZM70 199H71V201L77 200L79 202V204L77 201H76L77 203L75 201L71 202ZM68 201L71 202V204L70 203L68 204ZM111 202H112V204H111ZM122 202H123V204H122ZM136 202H137V204H136ZM73 203H75V204H73ZM119 203H121L122 205ZM112 205H113V208H112ZM118 205H121V206L118 207ZM106 206H108V207H106ZM114 206H116V208ZM42 207L40 209L41 211H42ZM135 207H137V208H135ZM37 208H38V206H37ZM55 208H56V206H55ZM108 209H110L111 211L110 210L108 211ZM105 210H106V212H105ZM118 210L121 211L122 215L120 214V212H118ZM44 211H43V213H45ZM35 212H37V211H35ZM35 212L33 211V214ZM76 212H79V213H76ZM39 213H35V214H37L36 217L31 215V218H39L40 216H44L43 213H41L38 216ZM103 214H105V216ZM106 215H107V217H106ZM25 218L27 220L31 219L29 216H25ZM53 218H51V219H53ZM65 218L67 219L66 221H68L66 224H65L66 221H64ZM141 218H143L144 220H142ZM145 218H146V221H145ZM112 219H113V221H112ZM150 221H151V223H150ZM158 221H162V222L159 223ZM0 222H3V221H0ZM58 223H60V224H58ZM88 224H90V225H88ZM35 226L37 227V230H36ZM40 227L42 228V231H41ZM128 227H130V228H128ZM25 228H28V229H25ZM48 228H49V230H48ZM51 228H52V230H51ZM59 228H61V229H59ZM16 229H17V231H20V233L18 232L19 234L24 232L22 235L26 234L27 230H28V233H27L28 236L26 237L24 235L21 238L19 235L20 240L18 239L19 241L16 242L18 236H17V238L13 237V236H15V234L16 235L18 234V233H16L17 231L15 232ZM6 230H8V231L10 230L12 233L10 231H9L10 232L9 233ZM38 230H39V234H37ZM54 230L55 231L57 230V232H56L57 234L54 232ZM97 230H99V232ZM25 231H26V233H25ZM48 231L49 232L51 231L50 235L48 234L49 233ZM46 232H48V233H46ZM144 232L146 233V235ZM30 233H32V234H30ZM53 233H55V234L53 235ZM65 233H67V234H65ZM11 235H13V236L11 237ZM66 235H68V236L66 237ZM139 235H141V236H139ZM174 235H176L178 238L175 237ZM47 236H50V237L47 238ZM142 236L143 237L146 236V237L143 238ZM28 237H29V239H28ZM43 237H45L46 239ZM171 237H172V241L169 239ZM10 239H11V241H10ZM6 242H8V243H6ZM11 242H12V244H11L12 246H7V244L10 245ZM20 242H24V243H22L23 245ZM169 242H170V244H169ZM5 243H6V246H4V247L8 248L7 250H4L5 248L3 247V245H5ZM80 244H82L83 247ZM18 246H19V248H18ZM39 246H41V247H39ZM102 247L104 250L102 249ZM125 247H130V248H129V250H126ZM184 247H186V248H184ZM255 247L260 249V250L257 249L260 254L257 253V250ZM260 247L263 249H261ZM61 248H63V249H61ZM123 248L125 251L123 250ZM254 248H255V251H254ZM86 249L87 248H85V250ZM2 250H4V251H2ZM181 250H182V252H181ZM261 250L263 252H261ZM1 251L5 252V253H2ZM10 251L12 252L11 255L9 254V253H11ZM176 251H180V252L176 253ZM186 251L188 252V254ZM13 252H15V253H13ZM140 252L143 254H141ZM169 252H170V254H169ZM171 252H173L175 255L179 254L178 256H181V257H178L177 255H176L177 257H175V255L173 253H172V255L174 257H171ZM69 253H70L69 255L72 256L73 253H71V252H69ZM122 253H124V255ZM125 253H127V254H125ZM184 253H186V254H184ZM5 254H7V255H5ZM56 254H58V255H56ZM180 254H182V255H180ZM35 255H37V256H35ZM59 255H61L62 258H60ZM210 255H213L214 259ZM55 256H57V258ZM122 256L124 258H122ZM135 256L137 257V259ZM209 256L211 257V259H209L210 258ZM245 257H247V259ZM172 258H173V260H172ZM182 258H183V260H182ZM56 259H58L57 262H56ZM124 259L127 260L128 262H126ZM132 259L133 260L135 259L137 261L139 260L141 263H136V262L132 261ZM4 260H6V261H4ZM185 260H187V262ZM213 260H216V261H213ZM210 261H212V262H210ZM242 262H244V263H242Z\"/></svg>","mask_w":264,"mask_h":264}]
</instances>
